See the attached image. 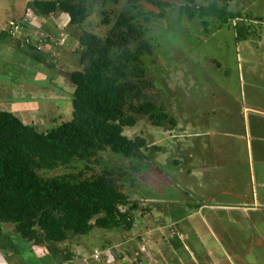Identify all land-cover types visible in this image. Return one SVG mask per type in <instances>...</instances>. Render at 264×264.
Here are the masks:
<instances>
[{
  "label": "trees",
  "instance_id": "1",
  "mask_svg": "<svg viewBox=\"0 0 264 264\" xmlns=\"http://www.w3.org/2000/svg\"><path fill=\"white\" fill-rule=\"evenodd\" d=\"M141 1L172 5L161 0H127V8L113 20L110 11H102V24L110 25L104 37L92 31L78 36L80 69L64 74L74 85L71 120L40 131L13 112L0 110V234L8 224L31 245L41 247L46 241L63 242L94 228L133 226L132 213L140 204L121 189L113 172L104 169L88 176L85 172L92 169L99 154L107 151L139 161L135 170L149 161L146 139L124 134L139 116L147 117L156 127L176 125L166 107L157 104L149 93L153 83L142 58L152 53V46L129 10ZM221 1L184 0L179 11L189 20L198 16L216 20L217 29L242 18ZM28 7L37 16L67 14L68 24L74 26L90 15L86 0H30ZM234 31L237 42L251 34L244 23H236ZM3 34L8 35L0 32ZM14 40L15 46L23 48ZM26 47L33 58L48 63L44 53ZM76 161L84 163L83 170L52 177L42 174Z\"/></svg>",
  "mask_w": 264,
  "mask_h": 264
},
{
  "label": "crops",
  "instance_id": "2",
  "mask_svg": "<svg viewBox=\"0 0 264 264\" xmlns=\"http://www.w3.org/2000/svg\"><path fill=\"white\" fill-rule=\"evenodd\" d=\"M247 18L261 21L260 17L250 16L243 20ZM38 20L37 26H43L37 30V26L31 27L32 31L58 30V24L67 30L69 16L60 13L55 19ZM0 37V110L13 112L27 124L34 125L37 119L47 122L51 119L47 107L56 97L50 90L59 81L41 73L39 60L18 56L22 51L27 54L28 47L15 46V38L6 34ZM249 37L247 34L239 42L213 46L219 58L211 57L214 61L208 81H203L205 86L197 93L201 100L197 106L181 110L182 123L176 122L175 127L185 130L188 124L192 133L190 141L177 142L173 162L179 169L174 177L175 198L169 201L172 209L153 216L147 208L151 216L143 217L140 223L134 219L131 228L105 230L112 235L102 245L103 251L117 245L134 256L160 258L151 264H261L264 41L257 36L249 42ZM45 56L48 63L43 64L56 69L51 61L54 46L45 51ZM45 89L47 94L43 93ZM149 202L162 203L157 199ZM138 225L143 229L137 231ZM112 257L124 256L117 249Z\"/></svg>",
  "mask_w": 264,
  "mask_h": 264
},
{
  "label": "rangeland",
  "instance_id": "3",
  "mask_svg": "<svg viewBox=\"0 0 264 264\" xmlns=\"http://www.w3.org/2000/svg\"><path fill=\"white\" fill-rule=\"evenodd\" d=\"M29 1L0 0V32L2 29L4 31L9 21L19 19L26 12H33L32 8L28 7ZM86 1L90 4V15L79 26L67 24V30H64L66 42L54 48L55 57L51 61L57 68L54 69L53 66H47L40 61L37 63L41 73L49 74L50 77L55 76L59 81L50 90V94L56 95L55 98L50 99L52 104L47 107L51 119L45 123L39 119L34 121V125L40 131H46L72 119L71 98L74 85L64 74L80 69L76 51L78 36L84 31H92L104 37L110 25L102 24L104 18L102 11H110L113 20L114 15L128 6L127 0ZM161 1L172 5L156 6L141 1L129 10L136 16L135 23L145 31L146 38L152 46V53L142 58L148 79L153 83L149 93L153 100L159 105H164L166 111L181 125L182 108L185 107L186 111L187 107L197 106L201 100L197 93L205 86L203 81H208L210 75V64L214 61L211 57L219 58L214 53L213 46L216 44L225 46L236 41L234 31L236 23L249 26L251 30L249 42L257 40V36L264 41V0H222L220 4H224L233 13H239L242 18L231 20L220 29L215 28L216 20L208 17L198 16L194 20L187 19L179 11V6L184 0ZM246 16L260 17L261 21L255 22L250 18L243 20ZM48 32H57V30L52 28ZM2 39L0 37V40ZM1 47L5 48V45ZM18 56L23 57L24 60L33 58L31 53L26 54V51L18 53ZM43 86L41 82V88ZM43 93L47 94V89ZM189 126L187 124L185 130L169 126L156 127L147 117L139 116L134 126L124 129V134L130 138L140 135L146 139L148 148L145 154L151 162L146 160L138 170H135L134 166L139 161L126 159L120 154L107 151L98 155L91 165L92 169L85 174L88 176L92 172L104 169L112 171L121 189L132 200L139 202V208L132 213L138 223L143 217L151 216L149 212L146 213L147 208L153 216L162 214L164 209L171 210L172 204L169 201L175 198L174 177L179 169L173 160L177 154V142L191 140L192 129H189ZM83 169L84 163L76 161L69 166L42 174L52 177ZM156 199L162 203L149 202ZM140 229H143L142 225L136 228L137 231ZM111 235L110 231L94 228L88 234L71 235L63 242L46 241L44 246L37 247L20 237L12 226L5 224L0 234V264H85V262L86 264H151L152 261H160L159 257L145 254L134 256L133 253L117 245L116 248L112 247L111 251H103L102 245L107 244V238ZM117 249L121 250L123 258L112 257V253H117ZM138 259L142 262H138ZM249 260L255 262L254 257H249ZM261 264H264V259Z\"/></svg>",
  "mask_w": 264,
  "mask_h": 264
},
{
  "label": "built area",
  "instance_id": "4",
  "mask_svg": "<svg viewBox=\"0 0 264 264\" xmlns=\"http://www.w3.org/2000/svg\"><path fill=\"white\" fill-rule=\"evenodd\" d=\"M55 13H52L48 17L44 16H37L31 12H26L22 17L19 19H14L9 21L4 31L10 35L11 37L15 38L20 42L22 47L31 46L38 52H42L45 54V51L50 49L52 46L54 48L61 46L66 42V38L64 37V29L65 26L59 25L57 32H45V31H32L31 27H36L39 22L38 19L43 17L47 20V18H56ZM38 18V19H37ZM40 25L37 26V29H40L43 26V23H39ZM34 27V28H35Z\"/></svg>",
  "mask_w": 264,
  "mask_h": 264
}]
</instances>
